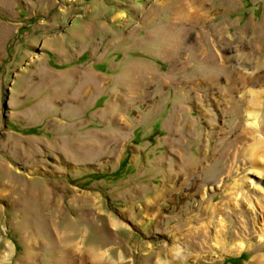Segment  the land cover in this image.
<instances>
[{
  "label": "rangeland",
  "instance_id": "rangeland-1",
  "mask_svg": "<svg viewBox=\"0 0 264 264\" xmlns=\"http://www.w3.org/2000/svg\"><path fill=\"white\" fill-rule=\"evenodd\" d=\"M248 89L264 0H0V264H264Z\"/></svg>",
  "mask_w": 264,
  "mask_h": 264
},
{
  "label": "bare ground",
  "instance_id": "bare-ground-1",
  "mask_svg": "<svg viewBox=\"0 0 264 264\" xmlns=\"http://www.w3.org/2000/svg\"><path fill=\"white\" fill-rule=\"evenodd\" d=\"M182 12L183 11H181V13ZM252 48H254V47H252ZM239 56H241V55H239ZM250 74H251V76L252 75L254 76L255 73L251 71L249 73V76H250ZM239 76H241L243 80L247 79V77H248L246 74H244L241 71H240V73H238V77ZM251 88H254V87H251ZM248 91H249V89H248ZM245 92H247V91H245ZM249 93L250 94L248 96H242L243 100L247 101V108L245 110H243V112H242V122L240 124V128L242 131L241 132L242 136L245 138H244L243 145L240 148L242 149L244 154L252 153L253 157L250 159H252V162H254V161H256V157H255L256 154L260 158L262 156L264 157V132H263L264 131V105H261V103H260V102H263V104H264V91H263V94L260 92H255V91H249ZM234 125L236 127V124H234ZM111 224L114 226V225H117L118 222L115 220V221H112ZM242 229H244V228H242ZM239 244H241V243L238 242V245ZM260 258H262V257H260ZM256 260L260 262L261 259L259 260L257 258Z\"/></svg>",
  "mask_w": 264,
  "mask_h": 264
}]
</instances>
